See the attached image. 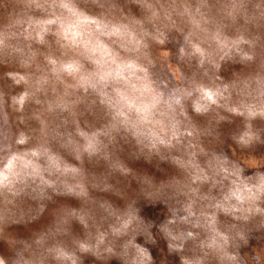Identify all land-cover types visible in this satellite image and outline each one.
<instances>
[{"label":"clouds","instance_id":"obj_1","mask_svg":"<svg viewBox=\"0 0 264 264\" xmlns=\"http://www.w3.org/2000/svg\"><path fill=\"white\" fill-rule=\"evenodd\" d=\"M0 264H264V0H0Z\"/></svg>","mask_w":264,"mask_h":264}]
</instances>
